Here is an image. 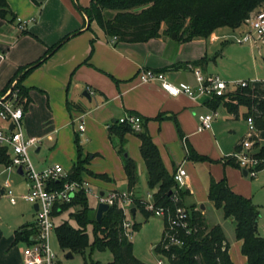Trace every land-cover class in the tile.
<instances>
[{
    "label": "crops",
    "instance_id": "crops-1",
    "mask_svg": "<svg viewBox=\"0 0 264 264\" xmlns=\"http://www.w3.org/2000/svg\"><path fill=\"white\" fill-rule=\"evenodd\" d=\"M6 1L16 20L12 23L0 20V99L6 97L11 83L18 79L16 75L18 70L35 63L66 34L80 31L52 51L44 62L28 72L19 82V86L26 93V97L19 101L24 110L23 135L39 141L38 145L28 152L35 170L40 171L58 164L65 172H70L79 157L75 144L78 138L81 147L79 160H86L82 165L85 172L80 174L81 180L98 189L99 193L120 191L115 188L117 181L126 185L123 191H127L121 158L112 148L107 136V126L124 115L139 117L141 125L145 122L146 132L159 151L162 165L169 175L179 167L183 168V164L191 162L186 159L187 144L203 156L196 148V140L198 137H209V132L212 133L215 129L219 115L213 120L209 130L202 132L196 131L197 116L213 109L210 104L211 98L202 96L191 100L181 94L171 97L159 88L157 83L140 84L137 75L140 70L149 68L165 72L171 83L184 82L192 86L194 78L190 70L191 62L204 59L206 62L203 65L194 67L207 75L211 74L207 69L208 65L222 56V49L218 50L216 47L215 50L213 46L216 44L214 42L220 39L216 34L219 29L213 32V40L208 37L193 38L190 42L184 43L162 35L159 39H150L144 43L128 44L115 41L112 45L94 22L88 23L83 13H75L73 5L75 6L76 0ZM89 2L90 0L81 7H87ZM244 26L243 24L232 31L237 32ZM234 33L231 34V38L234 37L236 40L244 32ZM226 35L222 34L223 37ZM176 65L185 66L173 69ZM222 80L228 81L224 78ZM240 81H247L251 89L256 88L264 92V89L255 85L256 81L248 78H242ZM84 91H87L89 100L83 97ZM220 108L226 111L230 119L238 120L242 117L245 120L241 115L243 107H239L237 116L229 113L222 105L215 110L218 112ZM158 115L163 116L161 121L154 119ZM80 123H83L82 133L77 130ZM261 132L263 130L257 133V140L263 145L259 137ZM125 139L127 157L134 162L136 170L145 173V166L138 151L139 139L132 133L126 134ZM240 140L233 144V151L237 149L236 145ZM40 153L44 154V160L39 158ZM224 157L225 154L222 152L213 160L222 166V171L220 172L218 167H210L206 179L201 178L202 183L186 174L187 185L183 189L186 192L183 205L187 209L194 207V210L201 211L208 228L218 225L208 226L205 222L206 207L203 201L212 206L206 195L211 179L215 181L224 179L233 193L246 198L250 195L247 191L239 189L242 180L238 173L241 177H246L239 168L223 163L221 159ZM11 169L13 168L9 170ZM9 170L0 165V184L7 182L8 189L13 195ZM14 170L22 180L23 190L15 197V200H20L19 196L24 195L29 186L25 176ZM87 171L95 175L104 174L110 182L93 178ZM230 178L234 181L232 182ZM137 185L138 182L132 191L136 197ZM2 191L4 189L0 186V193ZM90 206L94 208L95 213L96 207L91 204ZM135 211L134 208V214ZM34 212L33 209L32 222L13 229L8 238L1 237L0 233V252H5L3 257L11 259L7 250L17 243L25 246L30 241L35 233L32 229ZM62 213L54 216V226ZM227 220L233 222L231 218ZM221 228L225 241L229 244L228 255L232 264H246L245 256L240 254L241 243L235 240L234 231L232 233L229 230L228 237L225 229L222 226ZM16 230L22 232L18 241H15ZM28 230L30 235L25 239ZM21 253L22 251H19L18 264H23Z\"/></svg>",
    "mask_w": 264,
    "mask_h": 264
},
{
    "label": "trees",
    "instance_id": "trees-1",
    "mask_svg": "<svg viewBox=\"0 0 264 264\" xmlns=\"http://www.w3.org/2000/svg\"><path fill=\"white\" fill-rule=\"evenodd\" d=\"M75 7L79 13L84 14L88 23L94 22L107 39L116 37V42L144 43L150 39H159L162 35L170 39L174 34V41L185 43L190 42L193 38L206 39L213 31L221 27L237 29L246 24L253 13L264 10V0H90L87 7L78 5ZM0 20H7L10 23L16 20L6 0H0ZM79 32L66 34L35 63L17 71V89L22 95L19 101L22 97H26L24 89L19 86V82L24 76L44 62L51 52L59 48L67 39ZM205 62L204 59L191 62L190 68L201 66ZM184 66L176 65L173 69ZM210 104L213 109L222 105L234 116H237L239 107H243L244 111L241 115L244 119H252L257 133L264 130V92L256 88L239 87L233 93L228 94L225 99L212 98ZM154 119L161 121L163 116L158 115ZM144 123L140 130L134 131L125 124H119L116 120L107 126V136L112 148L121 158L127 192L132 195L133 188L137 184V170L134 162L127 157L125 135L132 133L139 139L138 151L145 166L147 188L150 190L153 206L167 208L173 215L176 207H184L183 198L186 192L177 189L172 175H169L162 165L159 151L146 132ZM241 140L236 145L235 152L240 149ZM252 141L253 157L264 160V146L259 144L257 138H252ZM75 144L76 152L80 157L81 147L78 138H76ZM186 149L188 161L206 160L188 144ZM6 152L5 148L0 147V165L5 168L10 161ZM79 157L76 164L71 167L67 177L68 181H80V174L85 172L82 165L86 160L81 161ZM222 162L238 168L232 156H225ZM87 172L93 178L110 182V179L104 174L95 175L90 171ZM53 187H61V181H55ZM206 195L212 207L222 212L223 219H232L234 238L241 243L240 254L245 256L246 264H264V236L257 235L259 211L250 199L233 193L224 179L220 181L211 179ZM175 196L177 201L174 202ZM137 198H134V208H138L145 218H148L151 213L145 211ZM72 205L79 207L76 214L71 215L75 226L71 227L63 222L57 227L55 225L53 230L61 249L70 254H82L89 248L91 251L98 252L108 250L112 256V261L108 264H144L133 256V244H131L130 236H127L122 228L125 215L120 208L115 205L110 206L103 212L101 221L96 222L94 208L90 206L88 196L79 193L70 204H56L52 216H56ZM185 209L189 211V234H185L180 228H176V232L175 230L168 231L167 223L165 219H162L163 233L160 241L154 247V252L161 255L169 264H232L228 255L229 244L225 241L221 226L213 225L212 228H208L204 223L201 211L194 210V207ZM129 214L131 213L129 212ZM88 226H90L92 234L91 240L86 230ZM137 227L138 225L134 224L131 229L135 231ZM32 229L34 232V226ZM165 231L175 234L182 240V247L170 245L165 239ZM29 235L28 230L25 233V239ZM21 236L22 232L16 230L15 241H18ZM165 246H167L166 249Z\"/></svg>",
    "mask_w": 264,
    "mask_h": 264
},
{
    "label": "built area",
    "instance_id": "built-area-1",
    "mask_svg": "<svg viewBox=\"0 0 264 264\" xmlns=\"http://www.w3.org/2000/svg\"><path fill=\"white\" fill-rule=\"evenodd\" d=\"M246 24L249 26V30L238 36L235 40L236 43H264V10L253 13L246 21ZM115 41L116 37L114 36L109 39V43L112 45ZM190 70L194 78V84L192 86L184 82L171 83L168 81L165 72H159L149 68L140 70L137 79L143 85L146 83H157L159 88L171 97H177V95L181 94L191 100L202 96L211 99H225L228 94L234 92L239 87L244 88L250 86L247 81L232 83L222 80L216 75H204L202 71L194 66ZM17 84L18 80H13L10 88L6 92V97L0 99V147L7 150L6 153L10 158L6 169H17L20 167L22 175L27 180L29 190L24 195L19 196V199L37 205V209L34 212L35 233L23 247L22 263L55 264V255L51 250L49 241L50 235L55 227L52 211L56 204H70L77 194L83 193L86 196L92 195L96 204L104 203L109 207L115 205L126 215L127 213L129 214L130 207L134 203V198L127 191H105L102 192V195L100 193L93 194L92 187L84 181H68L67 177L69 172H65L58 164L43 168L40 171L35 170L28 152L31 148H35L39 141L23 135L22 119L24 110L19 104ZM217 116L218 113L215 109L209 110L206 114L198 115L196 131L202 132L209 130L213 120L218 118ZM117 121L119 124L127 125L134 131L140 130L141 127L140 118L134 115H124L118 118ZM246 125L248 134L241 140L239 144L240 149L232 155L227 156H232L238 168L246 171V177L253 179L256 177L257 172L264 170V160L255 158L252 154V138L257 137V131L254 129L251 118L246 120ZM77 130L79 133L83 132V123L78 125ZM172 179L178 190L185 188L187 185L186 172L182 167H179L172 174ZM55 181H61V187L54 188L53 183ZM0 186L4 189L0 193V197H5L8 199V202L14 204L16 202L15 197L12 195L11 190L8 189V183L3 182ZM146 197L147 199L137 198L138 202L146 212L165 219L168 231L180 228L185 234H189V211L180 206L176 207L173 215H171L167 208L163 209L153 206L151 193ZM173 201H177L176 196L173 198ZM122 228L125 230L126 235L130 236L127 233V230L130 231V224L125 220L122 223ZM165 239L168 240L170 245L182 247V240L175 234L165 231ZM159 256L162 258L161 255ZM158 264H162V261L159 260Z\"/></svg>",
    "mask_w": 264,
    "mask_h": 264
},
{
    "label": "rangeland",
    "instance_id": "rangeland-1",
    "mask_svg": "<svg viewBox=\"0 0 264 264\" xmlns=\"http://www.w3.org/2000/svg\"><path fill=\"white\" fill-rule=\"evenodd\" d=\"M88 0H76L75 5L80 7L83 4H86ZM40 5V4H38ZM75 13H77L76 7L73 5ZM79 14V13H78ZM70 18V16H67ZM245 26L240 30L232 31L231 28L221 27L216 30L214 33L220 37L219 41H215V50L222 49L221 57L215 59L214 63H210L207 67L208 71L211 73L209 75H216L220 79L224 78L232 83H237L242 78H248L251 81H256L260 89H264V43H239L235 42L234 37L231 38V34H237L240 31L246 32L249 30V26ZM211 33L208 38L214 39V33ZM223 33L227 35L222 36ZM215 34V35H216ZM228 42V43H225ZM217 47V48H216ZM232 89V88H231ZM18 98H21V93L18 90ZM218 120L215 124V129L209 132V137H198L196 142V148L199 149L203 157L206 158L204 161L200 162H187L183 164V169L186 174L191 176V178L199 180L202 183L201 178L208 176V170L210 167H218L220 172L222 171V166L220 164L214 163L213 160L216 159L218 154L232 155L233 144L236 140L243 139L248 134L246 120H243L242 117L238 120H233L228 117V114L222 108L218 109ZM260 143L264 146V130L259 134ZM257 138V137H256ZM82 140V139H81ZM224 156V155H223ZM40 159L45 158L44 154L40 153ZM222 161V159H221ZM83 168V166H82ZM10 175V186L12 187V192L14 197L20 195V191L23 190L21 186V178L18 177L14 169L9 170ZM236 176V175H235ZM241 178V185L239 189L247 191L250 194L247 198L250 199L252 204L259 211L257 235L264 236V170L257 172L255 178ZM233 182L234 180L230 178ZM227 180V179H226ZM137 191L136 195L139 198L147 199V195L150 194V190L147 188V182L145 180V173L137 170ZM243 184V185H242ZM242 187V188H241ZM116 190L123 191L126 188L122 182H116ZM184 188L180 190L183 191ZM206 189V188H205ZM93 194L99 193L98 189L92 187ZM206 193V191H205ZM205 195V194H203ZM133 194V198H137ZM206 197V195L204 196ZM246 198V196H244ZM89 203L96 207L95 199L92 195H88ZM15 204L8 202V199L5 197H0V233L1 237L8 238L12 234V230L18 228L20 225H24L27 222H32L33 220V206L31 203L24 202L16 199ZM205 205V222L208 226L212 224H218L225 229V233L229 237V230L233 233L234 225L231 221H226L223 219L222 212L220 210H215L212 206L203 201ZM130 209H134V206L131 205ZM79 210L78 206L72 205L71 207L63 210L60 218L56 220V227L63 222H66L69 226H75L74 219L71 216L76 214ZM203 216V215H202ZM125 221L130 224V231L127 230V233L130 234V241L133 244V256L139 259L144 264H158V261L161 260L162 264H169L165 259L161 258L158 254L154 252V247L158 244L163 233V221L160 217L154 216L152 213L148 218H145L144 214L136 208L134 216L131 214L125 215ZM137 224L138 227L135 231L131 229L132 225ZM89 233L90 240L92 239V234L90 226L86 228ZM49 245L52 252L55 255L54 262L55 264H108L112 260L111 253L108 250L104 252H98L96 250L91 251L90 248L86 249L82 254L73 253L61 249L58 246L56 233L53 231L50 235ZM22 243H17L15 246L11 247L9 256L11 259L3 257L4 253L0 252V264H18V254L19 251H22L24 248ZM70 254L71 257L67 255ZM22 257V253H21Z\"/></svg>",
    "mask_w": 264,
    "mask_h": 264
},
{
    "label": "water",
    "instance_id": "water-1",
    "mask_svg": "<svg viewBox=\"0 0 264 264\" xmlns=\"http://www.w3.org/2000/svg\"><path fill=\"white\" fill-rule=\"evenodd\" d=\"M170 39L171 40H174L175 39V35L172 34L171 37H170ZM82 95H83V97L85 96L89 100V95H88L87 91H84V93ZM124 156H126V155H124ZM16 170H17V172L19 174H22V170H21L20 167H18ZM241 172H242V175L244 177H246V171L244 169H241ZM100 195H102V193H100ZM108 208H109V206L106 205V204H104V203L103 204H97L96 205V209H95V213H94L95 214V221L96 222H100L101 221L102 216H103V212H105ZM33 209H34V211L37 209V205L36 204H34ZM200 209H202V206H200ZM130 213L132 215H134V209H131L130 210ZM67 256L68 257H71L70 254H68Z\"/></svg>",
    "mask_w": 264,
    "mask_h": 264
}]
</instances>
